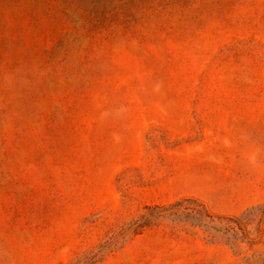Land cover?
<instances>
[{
	"label": "rangeland",
	"instance_id": "1",
	"mask_svg": "<svg viewBox=\"0 0 264 264\" xmlns=\"http://www.w3.org/2000/svg\"><path fill=\"white\" fill-rule=\"evenodd\" d=\"M91 255L264 264V0H0V264Z\"/></svg>",
	"mask_w": 264,
	"mask_h": 264
},
{
	"label": "trees",
	"instance_id": "2",
	"mask_svg": "<svg viewBox=\"0 0 264 264\" xmlns=\"http://www.w3.org/2000/svg\"><path fill=\"white\" fill-rule=\"evenodd\" d=\"M174 205H179V202H176L175 204H173L172 206H174ZM194 210V212L196 213V214H203V215H205L207 218H209L210 220H212L213 221V216L212 215H210L209 213H207L206 211H205V208L201 205V209H193ZM149 216H152V214H149ZM219 219H227V220H230V221H239V219H237V218H234V217H218ZM211 228L212 229H214V230H216V231H220L221 229H219V227H214V226H211ZM239 229H242V227H240ZM243 230V229H242ZM243 236H245L244 234H243ZM94 256L95 255H91V256H88V257H86V259L81 263V264H91L92 262H93V258H94Z\"/></svg>",
	"mask_w": 264,
	"mask_h": 264
}]
</instances>
